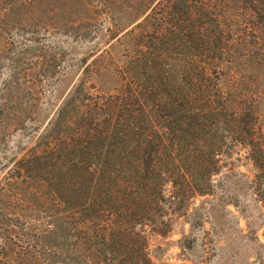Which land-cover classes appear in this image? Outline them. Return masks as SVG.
I'll list each match as a JSON object with an SVG mask.
<instances>
[{
  "label": "trees",
  "instance_id": "16d2710c",
  "mask_svg": "<svg viewBox=\"0 0 264 264\" xmlns=\"http://www.w3.org/2000/svg\"><path fill=\"white\" fill-rule=\"evenodd\" d=\"M142 15L117 37V89L96 95L80 80L10 168L27 210L9 205L12 225L0 205V264L34 243L48 264H153L150 237L178 217L184 253L203 225L194 201L241 150L264 205V0H153ZM236 28L251 38L235 43Z\"/></svg>",
  "mask_w": 264,
  "mask_h": 264
},
{
  "label": "rangeland",
  "instance_id": "374dc122",
  "mask_svg": "<svg viewBox=\"0 0 264 264\" xmlns=\"http://www.w3.org/2000/svg\"><path fill=\"white\" fill-rule=\"evenodd\" d=\"M152 1L0 0V105L6 100L4 121L10 118L6 123L0 120V205L7 206L3 209L6 222L15 223L16 211L9 205L18 207L22 215L27 210L15 197L24 193V186L10 185L8 172L15 160L36 143L80 80L93 85L89 90L96 95L117 89L126 54L123 40L117 37L143 18L142 12ZM232 37L235 43L251 38L237 28ZM244 154L241 150V160L218 174L227 177L211 195L194 201L196 205L203 202V225L193 229L191 249L182 253L176 243L190 233L189 224L178 217L166 237H150V247L158 253L153 264L264 262V205L254 197L250 184L254 171ZM30 217L27 212L25 218ZM38 223L32 220L29 225ZM12 234L14 241L20 240ZM19 252V257L12 253L3 264H48L36 243Z\"/></svg>",
  "mask_w": 264,
  "mask_h": 264
}]
</instances>
